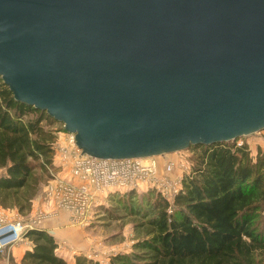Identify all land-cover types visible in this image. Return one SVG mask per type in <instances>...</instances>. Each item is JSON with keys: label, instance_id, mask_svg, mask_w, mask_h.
<instances>
[{"label": "water", "instance_id": "water-1", "mask_svg": "<svg viewBox=\"0 0 264 264\" xmlns=\"http://www.w3.org/2000/svg\"><path fill=\"white\" fill-rule=\"evenodd\" d=\"M0 78L99 159L264 131V0H0Z\"/></svg>", "mask_w": 264, "mask_h": 264}, {"label": "trees", "instance_id": "trees-1", "mask_svg": "<svg viewBox=\"0 0 264 264\" xmlns=\"http://www.w3.org/2000/svg\"><path fill=\"white\" fill-rule=\"evenodd\" d=\"M57 124L46 112L15 101L0 78L1 209L32 211L49 177ZM236 142L190 148L197 152L193 167L171 213L169 202L153 190L138 207L131 203L136 192L127 193L123 206L137 218L139 239L109 264H264V152L258 148L254 158L247 144ZM25 238L33 246L21 264H69L48 232L29 231ZM75 261L101 264L85 257Z\"/></svg>", "mask_w": 264, "mask_h": 264}, {"label": "built area", "instance_id": "built-area-1", "mask_svg": "<svg viewBox=\"0 0 264 264\" xmlns=\"http://www.w3.org/2000/svg\"><path fill=\"white\" fill-rule=\"evenodd\" d=\"M64 140L52 145V164L47 165L50 181L45 194L52 204L51 213L35 212L28 223L0 218V252L25 240L29 231L40 230L42 223L61 212L68 214L72 225L88 226L93 210L107 196L115 193L155 191L167 202L169 212L182 189L185 158L180 157V175L169 180L177 164L169 161L160 168L158 157L147 159L111 160L85 155L77 147L75 135L64 131ZM184 152H179L182 154ZM179 174V173H177ZM109 263V262H108Z\"/></svg>", "mask_w": 264, "mask_h": 264}, {"label": "rangeland", "instance_id": "rangeland-1", "mask_svg": "<svg viewBox=\"0 0 264 264\" xmlns=\"http://www.w3.org/2000/svg\"><path fill=\"white\" fill-rule=\"evenodd\" d=\"M60 124V123H59ZM55 125L56 130V140H64V131L60 128L63 126ZM64 128V127H63ZM264 134V131L259 134H254L248 137L239 138L236 142L238 146L247 144L250 148L252 156L255 158L257 154V149L260 148L258 144L261 143V135ZM58 138V139H57ZM261 149V148H260ZM262 150V149H261ZM197 152L189 149L184 151V153H174L169 155H163L158 157V162L160 168H164L166 162L172 161L177 164L176 172L170 175L169 180H175V178L180 175V163L179 159L181 156L185 158L184 163V178L191 173L193 167V158ZM179 173V174H177ZM49 176V175H48ZM50 181V176L42 186V190L37 198L34 200L33 205H35V210L31 215V212L26 215H21L17 211H8L6 213L0 211V218H6L11 221L21 220L24 223H28L30 218L34 215H37L39 212L51 213L52 204L45 194L46 187ZM150 191L136 193V198H133L132 204L135 207L139 205H146L147 202L144 200V197L149 194ZM158 195V193L155 192ZM127 193H115L110 196H107L101 205L97 206L93 210L92 221L88 226H74L67 213L61 212L59 215L64 216L62 228L66 230H72L71 235L68 238H65L60 242V251L63 252L66 259L61 255H58L64 258L67 262L71 260L70 257H73V264L78 257H85L88 260L93 262H99L101 264H109L110 258L120 253H129L133 249L134 244L139 239L138 233L135 231L137 218L130 216L126 212L124 203L128 202ZM156 198V195L153 196ZM147 199V198H146ZM145 202H144V201ZM39 211V212H38ZM37 214H36V213ZM263 215V214H262ZM261 215V216H262ZM50 217L48 219H52ZM46 219V220H48ZM45 220V221H46ZM44 221V222H45ZM43 224V223H42ZM42 226V225H41ZM25 240L5 248L3 252H0V264H21V259H19L20 254L23 252L25 247ZM23 242V243H22ZM19 245V246H18ZM57 249V250H58ZM23 257V256H22ZM21 257V258H22ZM69 263V262H68Z\"/></svg>", "mask_w": 264, "mask_h": 264}, {"label": "crops", "instance_id": "crops-1", "mask_svg": "<svg viewBox=\"0 0 264 264\" xmlns=\"http://www.w3.org/2000/svg\"><path fill=\"white\" fill-rule=\"evenodd\" d=\"M257 134H259V133H257ZM260 135H261V143L258 144V145L260 146V148L264 152V134L263 135L260 134ZM37 200H38V198H37ZM34 210H35V205H33V209L31 211V215L34 212ZM0 211H2L3 213H6V211L1 209V208H0ZM12 212H14V211H12ZM64 219H65L64 216L58 215V216H56V217H54L52 219H48L45 222H43V224H42V226L40 228V230H43V231L48 232L49 234L53 235L55 237L56 241L58 242L59 246H60V242L62 240H64L65 238H68L69 235H71V233H72V230H66L65 228H62ZM26 241L27 242H25V244H24L25 247L23 248V252L19 256V259H21V257L24 255V253L27 250H31L32 249V246H33L32 243L30 241H28L27 239H26ZM57 253L59 255H61L62 257H64V258L66 257L65 255H63V252L60 251V249L57 250ZM70 258H71V260H69L68 262H69V264H73L71 262V261H73V257H70Z\"/></svg>", "mask_w": 264, "mask_h": 264}]
</instances>
